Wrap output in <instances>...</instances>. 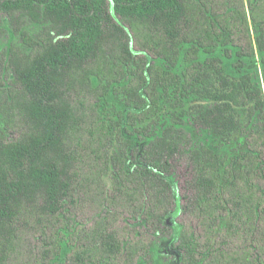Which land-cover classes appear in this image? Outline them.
<instances>
[{
	"label": "trees",
	"instance_id": "16d2710c",
	"mask_svg": "<svg viewBox=\"0 0 264 264\" xmlns=\"http://www.w3.org/2000/svg\"><path fill=\"white\" fill-rule=\"evenodd\" d=\"M7 33L0 264H264V0H0Z\"/></svg>",
	"mask_w": 264,
	"mask_h": 264
},
{
	"label": "rangeland",
	"instance_id": "374dc122",
	"mask_svg": "<svg viewBox=\"0 0 264 264\" xmlns=\"http://www.w3.org/2000/svg\"><path fill=\"white\" fill-rule=\"evenodd\" d=\"M26 28L31 33H35L39 29L38 26L34 24H29L26 26ZM12 43L14 44L19 43V39L13 34L7 33L4 36L0 37V80L3 79L5 76V72L2 70V67H1L2 52L6 50L8 46ZM263 80H264V77H263ZM1 124H2V117L0 115V127H1ZM176 175H177V180H178V185H179V191L181 194H183L185 192L186 180L189 177V168L185 164V162L182 161L180 163H177ZM107 181L111 183V180L109 179L108 176H107ZM181 218H182V214H179L176 220L179 221L181 220Z\"/></svg>",
	"mask_w": 264,
	"mask_h": 264
}]
</instances>
